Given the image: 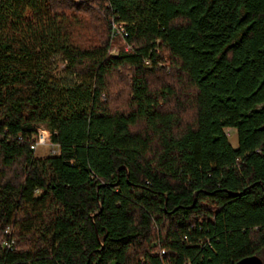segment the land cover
<instances>
[{
    "label": "trees",
    "instance_id": "1",
    "mask_svg": "<svg viewBox=\"0 0 264 264\" xmlns=\"http://www.w3.org/2000/svg\"><path fill=\"white\" fill-rule=\"evenodd\" d=\"M41 124L59 153L31 148ZM253 254L264 264V0H0V264Z\"/></svg>",
    "mask_w": 264,
    "mask_h": 264
},
{
    "label": "rangeland",
    "instance_id": "2",
    "mask_svg": "<svg viewBox=\"0 0 264 264\" xmlns=\"http://www.w3.org/2000/svg\"><path fill=\"white\" fill-rule=\"evenodd\" d=\"M76 1L79 2L80 0H76ZM114 43H115L114 46H117L118 48L120 46H122V40H120L118 38L115 40ZM51 74L53 76H55L56 78H59L61 80H63V79L64 80L65 79L70 80L71 79V77L68 74V71L66 69L65 61L62 59V57L60 55H56L52 59ZM40 126L48 130V128L45 125L41 124ZM228 136H229L231 144L234 147H236L238 145V136H237L236 130H234V129L228 130ZM54 148L55 147L48 145V143H47L46 145H42L41 147H39L35 153L38 157H44V156L49 155L52 152V150H54Z\"/></svg>",
    "mask_w": 264,
    "mask_h": 264
},
{
    "label": "built area",
    "instance_id": "3",
    "mask_svg": "<svg viewBox=\"0 0 264 264\" xmlns=\"http://www.w3.org/2000/svg\"><path fill=\"white\" fill-rule=\"evenodd\" d=\"M113 27H114V30H113V34L115 35H118V36H121L123 37L122 39V43H126V40H125V37H126V28H125V23L124 22H113ZM132 47V45L130 44H126V47L125 49L128 50ZM119 51V48L118 47H113L112 50H111V53H117ZM145 63H150V60L148 59H145ZM48 143V145H51L54 148V150H52V154H57L59 153V146L58 144H54L52 143L51 141V134H50V131L39 126L38 129H37V139H36V142L34 144L31 145V148L33 150H37L39 147H41L42 145H46ZM9 231V230H7ZM10 232V231H9ZM5 244L8 245V246H11L12 245V242H8L7 240L5 241ZM164 252V250H163Z\"/></svg>",
    "mask_w": 264,
    "mask_h": 264
},
{
    "label": "water",
    "instance_id": "4",
    "mask_svg": "<svg viewBox=\"0 0 264 264\" xmlns=\"http://www.w3.org/2000/svg\"><path fill=\"white\" fill-rule=\"evenodd\" d=\"M235 264H263L262 259L256 255H249L246 257L241 258Z\"/></svg>",
    "mask_w": 264,
    "mask_h": 264
}]
</instances>
